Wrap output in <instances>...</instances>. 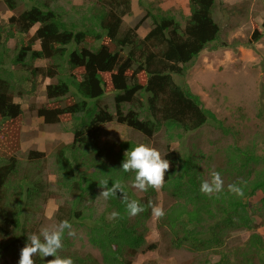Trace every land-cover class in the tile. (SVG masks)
<instances>
[{"label": "trees", "instance_id": "1", "mask_svg": "<svg viewBox=\"0 0 264 264\" xmlns=\"http://www.w3.org/2000/svg\"><path fill=\"white\" fill-rule=\"evenodd\" d=\"M57 1L68 0H0L12 12L6 19L0 17V125L10 139L9 152L0 156V259L9 257L10 264H18L27 235L34 233L29 214L48 199H57L61 203L54 214L56 225L67 220L84 227L88 243L99 251L98 258L79 255L63 241L60 256L71 257L74 264H132L138 253L156 249L145 236L152 217L149 201L156 205L160 195L165 215L156 219V226L169 251L197 254V264H264V240L245 202L259 192L258 209L264 208V153L253 143H233L218 149L212 168V163L201 167L197 145L182 155L169 145L209 122L230 134L198 95L174 79L184 76L204 49L219 43L215 0H188L183 25L150 2L145 16L152 21L151 29L144 37L137 32L141 22L124 21L132 14V0H87L70 11ZM252 38L257 40L259 33ZM104 75H109L115 94L114 111L100 104ZM37 78L50 80L37 116L45 124L66 117L73 136L52 151L54 190H46L41 178H35L42 172L43 152L30 150L24 161L18 157L23 110L15 99L36 92L41 85ZM112 123L126 127L128 136L102 143L103 128ZM160 133L166 139L161 155L170 161L165 182L159 189H134L129 183L133 173L120 169L125 152L137 144L149 145ZM213 172L220 173L223 190L201 193V181L210 180ZM105 182L107 187L119 182L123 194L118 191L105 199ZM233 184L242 195L228 190ZM123 196L137 200L145 210L128 215ZM101 197L104 206L99 212L96 200ZM113 211L119 213L115 218ZM237 231L250 234L228 246ZM51 259L34 257L35 264Z\"/></svg>", "mask_w": 264, "mask_h": 264}, {"label": "rangeland", "instance_id": "2", "mask_svg": "<svg viewBox=\"0 0 264 264\" xmlns=\"http://www.w3.org/2000/svg\"><path fill=\"white\" fill-rule=\"evenodd\" d=\"M87 0L57 1L65 11H70L74 6L79 8ZM157 3L160 10L168 11L174 15L181 24V17L188 15V0H132V14L126 16L124 21L129 25L141 22L137 30L140 37H144L151 29V19L146 17L149 3ZM213 18L221 27L219 43L211 44L204 49L196 60L189 64V69L182 77L174 76L175 81L181 86H187L193 93L199 96L204 107L212 111L230 134L225 135L217 129L213 122H209L197 131L186 135L183 140L169 142L170 148L180 153H188L192 149L200 151L202 157L201 167L205 163H212V168L217 164V151L219 148L228 147L233 143L245 146L252 143L259 153H264V0H215ZM12 12L0 4V17L6 19ZM183 25V24H181ZM34 29L32 30V32ZM254 32L259 33V38L253 40ZM89 40H87L88 42ZM37 48V47H35ZM74 46L69 49L72 50ZM44 62H37L42 66ZM18 75H25L21 69L8 66ZM80 70L78 71V73ZM105 90L100 104L114 111V91L110 84L109 75L103 76ZM40 86L32 95L15 99L23 110V122L20 128V140L18 157L25 160L30 150H39L45 154L42 172L35 178L42 180L46 190H54L55 175L52 159L53 149L60 143H69L73 136L69 130L70 124L65 121L56 124H45L42 118L37 116L36 108L44 101L45 86L50 80L38 79ZM54 81V80H53ZM128 130L122 125L112 123L103 128L102 143L113 138H125ZM162 153V145L166 143L165 135L160 133L158 137L150 140L149 146L156 147ZM10 142L8 132L0 125V156L8 151ZM212 160H214L212 162ZM261 193L247 196L245 202L251 211L252 220L257 226L258 232L264 240V208L258 209ZM61 201L48 199L41 204L39 211H34L28 216V225L34 233H39L42 228L56 226L54 214ZM97 211L104 206L103 197L96 200ZM158 206L163 208L164 203L159 195ZM156 217L152 215L147 223L149 228L146 233L148 244H157L156 249L144 254L138 253L132 260V264H197L199 256L186 250H168L166 238L156 226ZM75 235H68L69 230H64L62 242L66 241L70 251L79 255L91 254L99 257V251L93 248L87 240L84 227L71 223V229ZM250 232L237 231L230 235L227 245L238 240L245 241ZM10 264V258L0 259V264Z\"/></svg>", "mask_w": 264, "mask_h": 264}, {"label": "clouds", "instance_id": "3", "mask_svg": "<svg viewBox=\"0 0 264 264\" xmlns=\"http://www.w3.org/2000/svg\"><path fill=\"white\" fill-rule=\"evenodd\" d=\"M169 167L170 161L162 157L156 148L141 143L130 147L125 152L120 169L124 172L133 173L129 180L131 187L143 192L149 188H161ZM222 190L223 180L219 172H213L210 180H202L200 183V192L203 194L211 195ZM228 190L237 195H242V189L234 184L229 185ZM118 191L123 194V188L119 182L114 183L111 187H107L105 182V189L101 196L107 199L116 196ZM123 199L126 202L128 215L135 216L145 210L144 206L137 200H129L126 196H123ZM148 207L151 208L152 215L156 218L165 215L163 208L152 204L151 201H149ZM110 215L115 218L119 213L113 211ZM66 229L69 230L68 235H75L70 230L71 224L67 220L60 221L58 225L52 228H42L39 233L28 234L26 244L20 250L18 264H35L34 257L37 255L43 258L53 257V259L45 261V264H74L71 257L59 255V250L63 248L62 235Z\"/></svg>", "mask_w": 264, "mask_h": 264}]
</instances>
